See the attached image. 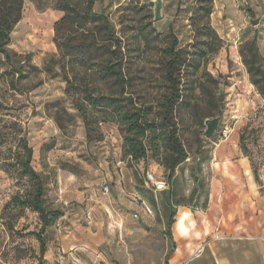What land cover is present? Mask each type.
<instances>
[{"label":"rangeland","instance_id":"374dc122","mask_svg":"<svg viewBox=\"0 0 264 264\" xmlns=\"http://www.w3.org/2000/svg\"><path fill=\"white\" fill-rule=\"evenodd\" d=\"M195 4L196 0H163L158 20L153 0H97L93 5L94 11L109 18L123 41L125 74L130 82L125 94L144 106L146 117L157 124L169 93L162 63L171 42L170 27L179 46L192 50L196 40L190 16ZM63 14L54 0H25L22 18L11 33L12 60L0 53L1 116L18 120L27 130L34 150L33 166L45 180V204L63 213L43 233L46 262L59 264V254L64 256L58 251L62 246L91 243L99 246L98 255L117 264V256L124 259L133 254L138 264H165L164 249L171 244L169 219L177 215L175 205L181 201L172 200V195H180L188 185L178 182L174 191L170 187L156 191L147 174L167 180V147L156 141L147 166L144 161H134L124 154L118 124L104 119L102 111L89 109L88 136L76 99L66 92L64 62L48 69L51 57L60 56L54 36L55 23ZM252 18H258V23L253 24ZM211 23L221 47L199 58L200 69L192 75L190 68L185 77L190 104L178 106L174 121L188 158L177 167L173 179L187 178L182 176L185 165L231 162L245 156L264 180V95L252 82V78L264 76V0H214ZM143 26L158 33L150 45L137 34ZM253 42L258 55L250 72L244 56H251ZM66 69L78 83L92 84L83 69ZM97 85L105 93L116 91L109 84ZM192 86L196 89L191 94ZM261 86L264 89V80ZM217 116L219 126L208 137L206 120ZM57 117L65 128L59 127ZM147 143L150 145L149 139ZM220 150L225 154L218 158ZM196 173L199 180H205L200 187L204 195L209 171ZM25 184L0 163V264L39 263V241L28 233L40 230L39 214L29 207H11L4 213L6 203ZM7 222H13V231L7 229Z\"/></svg>","mask_w":264,"mask_h":264},{"label":"trees","instance_id":"16d2710c","mask_svg":"<svg viewBox=\"0 0 264 264\" xmlns=\"http://www.w3.org/2000/svg\"><path fill=\"white\" fill-rule=\"evenodd\" d=\"M25 0H0V53L5 54L11 61L12 53L9 50L11 33L22 18ZM55 7L64 12L63 16L55 23L54 42L60 56H52L48 69L63 61V76L67 82L66 92L74 101L76 107L84 118L87 134L91 136V122L89 109L102 111L106 120L115 121L123 135L124 154L134 161H144L148 164L150 150L155 142H162L168 150L166 168L168 170L167 181L173 180L176 169L188 158V152L183 145L178 126L174 121L175 112L180 104H190V98L185 96L188 89L185 77L190 68L192 75L200 69L201 57L209 52H217L221 47L217 41L221 40L218 32L212 26L211 14L214 10V0H196L192 15L191 25L195 35V43L192 50L179 46V39L170 27L171 42L166 47L165 58L162 63L164 77L169 89L160 112L157 123L149 120L148 111L144 106L138 105L136 99L126 95L129 78L125 74L126 54L123 41L117 35L114 25L109 18L94 11L93 5L97 0H54ZM154 28L143 26L138 29V36L150 45L154 37ZM155 35V36H154ZM243 53V52H242ZM251 56H244V62L250 72L256 65L257 50L255 42L252 43ZM79 67L86 73L88 83H78L66 68ZM258 73V72H257ZM76 75H74L75 77ZM264 76L252 78V82L264 95L261 83ZM109 84L116 91L105 93L97 84ZM201 85V84H200ZM186 86V87H185ZM191 94L196 88L192 86ZM0 107H3L0 104ZM0 111V146L2 156L1 166L4 170L18 175L26 184L19 189L12 199L6 203L4 213L9 208L24 209L29 207L39 214L41 228L39 231L28 233L36 235L39 241V263L47 264V240L43 233L45 229L55 223L63 213L59 208H49L45 204V180L33 166L34 150L29 142L27 130L18 120L6 119ZM56 121L61 129L65 128L60 117ZM158 130L160 132H158ZM150 135V138H148ZM150 140L148 145L147 140ZM152 142V143H151ZM154 143V144H153ZM255 178L260 180L257 171L253 170ZM170 181V182H169ZM175 214L169 219V229L175 222ZM8 230L13 231V222H7Z\"/></svg>","mask_w":264,"mask_h":264},{"label":"crops","instance_id":"0c3cea01","mask_svg":"<svg viewBox=\"0 0 264 264\" xmlns=\"http://www.w3.org/2000/svg\"><path fill=\"white\" fill-rule=\"evenodd\" d=\"M225 151L217 152L221 158ZM209 171L206 193L196 171ZM184 171V172H183ZM180 182L188 189L173 197L181 199L170 240L164 249L165 264H264V180L258 182L245 156L231 162L185 165ZM175 218V217H174ZM99 246L78 243L58 249L59 264H117L98 255ZM64 258V260H63ZM119 264H138L133 254L117 256Z\"/></svg>","mask_w":264,"mask_h":264},{"label":"water","instance_id":"95a60500","mask_svg":"<svg viewBox=\"0 0 264 264\" xmlns=\"http://www.w3.org/2000/svg\"><path fill=\"white\" fill-rule=\"evenodd\" d=\"M154 4H155V19L158 20L162 17V8H163V0H153ZM253 24H257L259 19L258 18H252L251 19ZM219 122H220V117H214L211 119H207L206 120V130H205V134L208 137H211L217 130L218 126H219Z\"/></svg>","mask_w":264,"mask_h":264},{"label":"built area","instance_id":"2783aa9c","mask_svg":"<svg viewBox=\"0 0 264 264\" xmlns=\"http://www.w3.org/2000/svg\"><path fill=\"white\" fill-rule=\"evenodd\" d=\"M149 183L153 186L156 191H164L169 188V183L163 178H158L152 172L147 174Z\"/></svg>","mask_w":264,"mask_h":264}]
</instances>
